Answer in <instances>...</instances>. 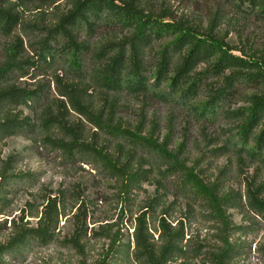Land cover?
Returning a JSON list of instances; mask_svg holds the SVG:
<instances>
[{
	"label": "trees",
	"instance_id": "trees-1",
	"mask_svg": "<svg viewBox=\"0 0 264 264\" xmlns=\"http://www.w3.org/2000/svg\"><path fill=\"white\" fill-rule=\"evenodd\" d=\"M57 1L0 0V37L12 38L0 63V141L23 136L73 162L100 168L113 180L119 201L129 207L119 221L132 232L126 230L125 237L115 224L90 230L93 239L107 242L93 264H243L250 244L241 237L264 225V180H258L264 176V49H237L226 39L233 19L264 23V0H185L206 7L202 20L175 17L163 2L151 9L147 0H66L69 10L52 23H24V9ZM19 28L31 40L34 58L14 35ZM33 71V77L53 72L57 97L49 94V83L35 90L19 86ZM243 89L255 91L244 95ZM127 98L143 108L151 102L183 108L201 129L225 120L231 125L227 139L218 146L204 136L206 154L233 160L239 170L252 169L244 191L224 190L204 179L203 169H196L199 160L188 166L189 143L184 139L171 149L172 128L159 140L157 126L146 129L143 114L134 126L124 122L119 111ZM196 100L198 105L191 104ZM232 100L242 105L232 109ZM20 107L32 111L35 120L20 116ZM9 169L8 163L0 168V216L9 203L6 186L18 178ZM146 183L156 186L155 195L133 214L134 196ZM170 195L174 201L167 204ZM179 199L186 218L193 222L198 209L212 224L213 245L189 237L183 221H169ZM65 202L63 193L46 197L40 212L29 213L38 219L35 227L23 223V216L12 221L0 243V264H20L33 244L56 243L83 257L88 230L78 221L81 209L74 215L73 234L55 237ZM159 209L163 216L153 221ZM232 209L248 213L249 224L235 225L228 214ZM0 225L5 228L6 222ZM257 251L264 262V245Z\"/></svg>",
	"mask_w": 264,
	"mask_h": 264
},
{
	"label": "rangeland",
	"instance_id": "rangeland-1",
	"mask_svg": "<svg viewBox=\"0 0 264 264\" xmlns=\"http://www.w3.org/2000/svg\"><path fill=\"white\" fill-rule=\"evenodd\" d=\"M12 1V0H4ZM163 2V3H162ZM147 8L156 9L160 3L162 7L165 5L173 12L175 17H191L196 20L205 19L207 16L206 7L201 4H192L185 0H147ZM156 7V8H155ZM70 6L66 0H59L49 6L40 8L24 9V23H36L39 25H48L52 23L58 15L69 10ZM158 9V8H157ZM224 29V28H222ZM228 37L226 41L232 47L237 49L243 48L247 51V47L264 49V23L255 21L252 18L233 19L231 26L228 27ZM102 30L95 33L91 42H97ZM14 35L20 36L26 55L34 58V53L29 47L31 40H27L22 30L19 28ZM104 35V34H102ZM12 38L0 37V63L4 59V47L10 44ZM165 43V41H164ZM158 44L155 45L157 49ZM238 55V52H234ZM204 66L201 65L200 69ZM45 69V68H42ZM59 74V72H57ZM35 71L31 72V76L19 80V86L26 89L35 90L41 84L49 83V94L51 97H57L53 94L52 71H47L45 75L39 77ZM46 91V87L42 88ZM255 89H243L242 93L248 95ZM232 100V109L242 105V102H234ZM191 104L198 105L199 100L191 101ZM181 107V105H180ZM16 112H21L20 116H29L35 120V114L32 111L20 107ZM120 116L124 122H128L131 126L136 125L139 120V114L146 117L145 128L148 129L152 125L157 126L155 137L159 140L167 133L169 128L173 129V138L171 140V149H175L186 139L189 143L185 157L188 166L193 165L196 161V169L202 168L201 174L204 179L217 181L222 184L224 190H234L243 192L246 187V181L250 180L252 169L244 168L239 170L236 168L235 162H229L225 157L213 159L206 154L204 136L214 138L213 141L218 146L223 145L226 140L231 125L225 120L220 119L214 126L207 125L201 129V126L190 119V116L183 108H177L162 103L151 102L146 108L143 104L134 98L124 99V105L120 108ZM73 118L76 117L72 115ZM90 127L86 126V130ZM186 137V138H185ZM218 137V138H217ZM213 148L210 146L207 149ZM11 165L9 171L12 175H17L10 186H6L7 197L9 203L4 207L3 215L0 216V224L6 222L5 228L0 225V243L5 240L10 230L11 222L18 221L23 216V223H29L31 227H35L37 218H30L29 213H34L36 209L40 212L45 205L46 197L51 198L59 196L63 193L66 202L62 209V216L59 218V225L55 232V237L59 240L68 239L75 229V217L78 210L81 214L78 221L84 220L87 227L86 253L83 257L73 250H67L59 244H51L41 247L36 244L31 245L25 250L20 264H93L99 257L103 249L106 248L105 240H97L91 237L90 230L97 229L101 225L115 224V229L119 228L126 237V230L131 233V226L126 225L125 220L119 221V215L123 211L128 216L127 208L119 201L117 197V189L113 180L107 177L105 171L94 166L83 163L73 162L71 159L62 156L60 152L51 150L48 146L40 143H34L23 136H13L0 141V168L6 164ZM258 180H264V176ZM156 186L153 183H146L135 194L133 204L130 206L131 213H138L146 199H150L155 195ZM79 195V200L75 204L74 200ZM174 201V197H168L167 204ZM84 204L82 207L81 205ZM169 221H183L186 227V233L190 237H194L199 241H203L209 245L215 242L212 224L205 221L204 216L197 210L195 211V220L186 218V207L183 200L179 199L172 208ZM230 219L235 225H247L248 213L240 212L235 209L229 210ZM160 209L153 216V221L162 217ZM237 237V236H236ZM246 243L250 244V249L242 258L243 264H264L261 254L257 251L258 247L264 245V225L259 224L256 230L241 237Z\"/></svg>",
	"mask_w": 264,
	"mask_h": 264
}]
</instances>
